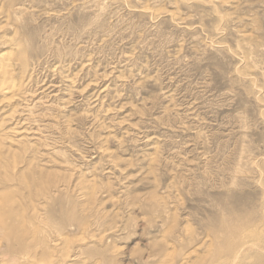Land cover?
Here are the masks:
<instances>
[{
  "label": "rangeland",
  "instance_id": "obj_1",
  "mask_svg": "<svg viewBox=\"0 0 264 264\" xmlns=\"http://www.w3.org/2000/svg\"><path fill=\"white\" fill-rule=\"evenodd\" d=\"M0 65V264H264V0H0Z\"/></svg>",
  "mask_w": 264,
  "mask_h": 264
},
{
  "label": "bare ground",
  "instance_id": "obj_2",
  "mask_svg": "<svg viewBox=\"0 0 264 264\" xmlns=\"http://www.w3.org/2000/svg\"><path fill=\"white\" fill-rule=\"evenodd\" d=\"M203 5V4H202ZM209 5V4H208ZM212 5V4H211ZM212 7H213V5H212ZM147 11V10H146ZM149 11V10H148ZM152 11V10H151ZM214 12V11H213ZM155 13V12H154ZM157 13V12H156ZM218 17V16H217ZM222 21V20H221ZM244 37V36H243ZM3 55H4V53H3ZM9 75V69H8V65H0V92L1 91H3V93H8V92H12V91H15L14 89H16V87H15V85L13 84V82L12 81H10V80H6V81H4V79L7 77ZM245 78V77H244ZM104 79V78H103ZM2 80V81H1ZM50 88V87H49ZM47 90V89H46ZM261 90V89H260ZM106 91V90H105ZM46 92V91H45ZM49 93V92H48ZM47 93V94H48ZM51 93V92H50ZM54 95V94H53ZM52 95V96H53ZM49 97V96H48ZM98 101V100H97ZM47 102V101H46ZM26 107V106H25ZM30 120V119H29ZM28 121V120H27ZM25 124L26 123H20V126H25ZM19 126V127H20ZM26 128H16V130L14 129V134H16V135H18L19 137H21V136H23V138L21 137V138H19V140H16V141H20V140H23L24 138H27V137H25L26 135H29L30 136V134L31 133H29L28 131L30 130L29 129V127H27V126H25ZM38 140V139H37ZM21 142V141H20ZM23 142V141H22ZM40 142H42V141H40ZM24 143V142H23ZM29 145V144H28ZM47 149V148H46ZM27 160V159H26ZM37 167V166H36ZM35 167V168H36ZM36 174V173H35ZM51 178V177H50ZM237 230V229H236ZM4 232V231H3ZM1 233V232H0ZM8 235V234H7ZM10 237V236H9ZM12 237V236H11ZM3 239V238H2ZM5 240V239H4ZM252 240V239H251ZM45 241V240H44ZM52 241V240H51ZM248 241V240H247ZM19 242H21V241H19ZM53 242H54V240H53ZM52 242V243H53ZM56 243H57V241H55ZM41 243V242H40ZM54 244V243H53ZM250 244H252V243H250ZM9 246V245H8ZM22 246H23V244H22ZM25 246V245H24ZM27 246V245H26ZM248 246H250V245H248ZM5 247L7 248V246L5 245ZM247 247V246H246ZM260 247V246H259ZM28 248V247H27ZM31 248V247H30ZM245 248V247H244ZM250 248V247H249ZM22 249H24V251H25V249H26V247L25 248H22ZM254 249H255V247H254ZM257 249V248H256ZM9 250H12V248H9ZM19 250H21V249H19ZM22 251V250H21ZM23 251V252H24ZM248 251V250H247ZM261 251V250H260ZM263 251V250H262ZM29 252V251H28ZM7 253V252H6ZM9 253V252H8ZM13 253V252H12ZM18 253V252H17ZM19 253H20V251H19ZM24 254V253H23ZM14 255V254H13ZM18 255V254H17ZM10 256H12V255H10ZM15 256H16V254H15ZM14 256V257H15ZM28 256H29V254H28ZM27 256V257H28ZM13 257V256H12ZM26 257V256H25ZM25 257H23V259H19V260H21V261H23L24 262V260H26V258ZM16 259H17V256L15 257ZM18 258H20V257H18ZM29 258V257H28ZM237 259V258H236ZM17 261V260H16ZM20 262V261H19ZM27 262V261H26ZM235 263V262H234ZM182 264V263H181ZM201 264V263H200Z\"/></svg>",
  "mask_w": 264,
  "mask_h": 264
}]
</instances>
